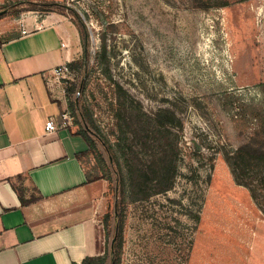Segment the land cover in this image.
<instances>
[{"label": "rangeland", "instance_id": "rangeland-1", "mask_svg": "<svg viewBox=\"0 0 264 264\" xmlns=\"http://www.w3.org/2000/svg\"><path fill=\"white\" fill-rule=\"evenodd\" d=\"M50 23L84 60L61 79L79 82L65 109L98 134L94 172L109 182L100 259L264 264V215L219 152L264 140L239 119L242 102L264 103V0H0L3 37ZM164 111L170 131L153 119Z\"/></svg>", "mask_w": 264, "mask_h": 264}, {"label": "crops", "instance_id": "crops-1", "mask_svg": "<svg viewBox=\"0 0 264 264\" xmlns=\"http://www.w3.org/2000/svg\"><path fill=\"white\" fill-rule=\"evenodd\" d=\"M66 26L0 31V264H73L105 253L108 179L94 172L80 119L61 125ZM52 118L57 127L46 130Z\"/></svg>", "mask_w": 264, "mask_h": 264}, {"label": "trees", "instance_id": "trees-1", "mask_svg": "<svg viewBox=\"0 0 264 264\" xmlns=\"http://www.w3.org/2000/svg\"><path fill=\"white\" fill-rule=\"evenodd\" d=\"M40 3H35L34 5L42 8ZM44 5H59L55 2L43 3ZM69 12L74 14L81 25L82 39L83 43L88 41V29L83 23L82 18L79 13L76 12L71 7H68ZM68 66L70 68L78 67L83 69L84 60L82 59L79 63L78 61H69ZM258 84L264 85V82ZM264 90V89H263ZM79 91V82L70 81L69 84L65 85L66 97L68 104L72 106L75 103V94ZM227 94V93H226ZM232 95H230V98ZM232 102L228 99L225 104H231ZM242 107V111L239 112L240 120L244 123L250 125L253 128L254 133H259L264 137V103H260L250 99L248 102H242L239 104ZM237 114V113H236ZM61 116V115H60ZM238 115H235L237 118ZM174 113L172 111L157 112L153 117L154 121L159 126H163L170 131V127L174 124ZM84 121L86 122L89 130L96 135L92 126L88 124L87 119L84 115ZM101 140V139H100ZM102 142V140H101ZM219 152L222 154L223 159L227 163L232 173L233 179L236 183L242 184L249 189L250 195L257 203L260 211L264 215V140L261 142L255 139H248L247 141L237 145L236 147H226L224 144L221 145ZM169 168L175 172L176 164L170 161ZM171 177V176H170ZM172 178V177H171ZM172 179L166 181L162 185L161 190H167L172 185ZM108 213L104 216V224H107ZM115 219V218H114ZM113 254V252H111ZM100 256H86L81 262H73V264H105V258L100 259ZM111 259V257H110Z\"/></svg>", "mask_w": 264, "mask_h": 264}, {"label": "built area", "instance_id": "built-area-1", "mask_svg": "<svg viewBox=\"0 0 264 264\" xmlns=\"http://www.w3.org/2000/svg\"><path fill=\"white\" fill-rule=\"evenodd\" d=\"M21 32L27 33L28 31H27V29L22 28ZM67 63L68 62H61V63L55 65L51 69L52 77L57 79V80H62L61 78L66 77L67 74L70 72L69 66ZM60 114L62 117V121L60 123L61 125H64V123L68 119H72L74 117L72 114H70L69 110H67V109H63ZM56 127H57V125L52 118H49L45 123L46 130H52V129H55Z\"/></svg>", "mask_w": 264, "mask_h": 264}, {"label": "water", "instance_id": "water-1", "mask_svg": "<svg viewBox=\"0 0 264 264\" xmlns=\"http://www.w3.org/2000/svg\"><path fill=\"white\" fill-rule=\"evenodd\" d=\"M78 93H79V91L77 92V94H78ZM76 96H77V95H76ZM83 125L86 127V129L88 130V132L92 133V132L89 130V128H88V126H87V124H86L85 121L83 122ZM114 239H115V235H114L113 238H112L111 246H112V244H113Z\"/></svg>", "mask_w": 264, "mask_h": 264}]
</instances>
